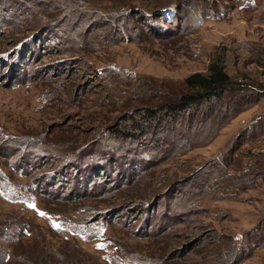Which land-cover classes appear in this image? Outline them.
Returning <instances> with one entry per match:
<instances>
[{
    "label": "rangeland",
    "instance_id": "rangeland-1",
    "mask_svg": "<svg viewBox=\"0 0 264 264\" xmlns=\"http://www.w3.org/2000/svg\"><path fill=\"white\" fill-rule=\"evenodd\" d=\"M38 1L0 0L3 264L15 255L24 261L41 258L48 246L59 256L83 253L86 263L226 264L229 258L219 253L264 212V176L252 186L236 187L223 173L257 164L264 134L248 133L234 163L216 165L226 162L228 144L260 114L264 99L232 118L210 142L176 151L158 164L155 156L133 178L128 162L110 170L88 161L101 151L100 143L102 148L106 143L105 156L121 153L130 137L110 129L128 115L139 116L143 104L179 94L184 76L206 71L220 45L227 48L228 71L264 89V0H207L226 10L197 23L204 10L199 0L184 12L180 26L172 9L166 10L174 27L168 38H157L161 29L142 22L145 14L137 11L138 5L161 0H73L92 14L66 18L67 2L52 8L47 0ZM122 12L132 17L113 19L119 31L138 39L112 42L116 32L103 21ZM146 88L150 98L143 100ZM155 90L164 94L152 96ZM165 126L163 121L159 134ZM152 135L147 130L143 142ZM170 138L180 139L175 133ZM76 170L81 176L75 179ZM98 172L103 174L93 183ZM238 264H264V249Z\"/></svg>",
    "mask_w": 264,
    "mask_h": 264
},
{
    "label": "trees",
    "instance_id": "trees-1",
    "mask_svg": "<svg viewBox=\"0 0 264 264\" xmlns=\"http://www.w3.org/2000/svg\"><path fill=\"white\" fill-rule=\"evenodd\" d=\"M70 1L47 0L46 2H49L50 4H47L45 6H52L53 8L54 5L56 7L59 3L67 2V4H70V6L63 11L65 12L62 13L63 17L64 15L67 16L73 13H76L77 16H81L84 13H86L84 15L92 14L90 12H86L83 8L84 6H80L78 2L74 3L73 1L69 3ZM197 1L199 0H161L156 2L151 1L148 2L151 3L149 7L138 5L137 11L145 14V16L143 15L144 17L142 16V19H140L142 22H144L145 24L147 23L149 26L151 25L154 29H161L158 33H156L157 38H168V36L174 33V27L172 26L173 21H170L167 14H165L166 10L172 9L173 16L176 17L177 22L179 21L178 23H176V25L180 26L181 21L184 17V12L186 14L189 11V8L196 6ZM201 1H203L204 3V10L201 11L199 16L197 17V23H200L201 19L204 16H217L220 13L225 12L226 10V7L223 9H218L213 6L207 5L205 3L207 0ZM43 2H45V0ZM39 4L41 3L39 2ZM114 9L120 10L119 8ZM94 15L99 16L100 14L97 13ZM66 16L64 18H66ZM126 16H130L129 18L132 17V15H126V13L122 12L109 15V18L107 17V21H103L106 26L116 32V34H114L112 37H109L110 39L108 40L117 42L126 38L130 40L135 38L130 35H123L122 32L119 31V22L118 24H116L113 20L115 18H124L125 20L127 18ZM111 21H113V23H111ZM136 34L141 35L142 31H137ZM43 38L44 36H41V39ZM226 50V46L220 45V47L217 49V52L210 60L206 71H192L184 76V88L179 94H171L167 97L168 99L163 101H155L152 103L143 104L139 109V116L128 115L125 118L124 124L121 123L119 125H115L113 129H110L112 132H114L113 134H118L119 136H129L131 141L128 142V144L130 145H125L123 147L124 150L121 153H117L116 149L114 151L115 156H105L104 152H106V150L104 151V148H106V141H104L103 139L102 142L105 143L103 144L104 148H102V143H100V147L98 148V150L101 151H93V159L90 158L89 161L87 159L89 164H92L91 162H95L98 163L97 166L106 165V167L111 170L112 168H116V166L119 167L121 165V162H128L132 167L130 170V175L131 178H133L135 177L134 175L136 170L141 169L142 165H146L155 156L157 157V159L155 158V164H158L162 161H165L176 151L184 152L192 145H203L210 142L214 137L217 136L219 130L228 122H230L232 118L236 117L246 108L257 104L262 99H264V89L262 87L249 80H246V82H240L228 71ZM152 86L153 85L148 86V88H151ZM154 89L155 88H151V92H153ZM148 91L149 89H143L141 91L140 98L143 100H145V98H150V95L147 96ZM155 92L157 93L153 94L152 96L156 97L164 94L159 90H155ZM194 118H197L198 120L195 124H193ZM163 121L166 122V126L164 128L165 133L159 134V126L163 123ZM131 126L134 129L131 128ZM147 130L153 131V135L145 143L143 142L142 137ZM174 133L178 134L180 139L175 141L171 140L170 135H174ZM248 133L253 134L251 138L257 135L264 134V107L259 115H257L254 119H251L249 121V124L243 126L242 130L236 133L234 139L230 142V144H228L225 153L223 152V159L226 162H224L222 166L221 164L217 163V167L222 168L225 167L227 163H234L233 156L238 151L243 139L245 138V136H247ZM108 146H110V144H108ZM147 146H149L151 149H155L156 152L146 150L145 147ZM130 152H132V154H129ZM102 153H104V155ZM124 153H127V155H131V158H123ZM73 154L74 152L70 153L67 161L69 159H73ZM256 155L261 158V160L257 164H263L262 167H259L257 166V164L253 163L248 165V167L245 169H239V172L237 173L226 171L225 173H223V176L228 177L229 181L236 187H242L245 184L252 186L258 178L264 176V154L257 153ZM88 162L80 163H85L87 166ZM138 166L139 168H137ZM60 168L61 167H59V169H56H63V167L62 169ZM77 170L74 171L76 173V176H74L75 179L81 176V174H78ZM73 173H70L71 176L69 175V178L73 177ZM118 173H121L120 169ZM101 174L103 173L98 172L93 174V183L101 178ZM103 177L106 178V176ZM247 181L249 184L247 183ZM206 182L210 181H203V183ZM218 185L219 183H217V185H214V187ZM263 246L264 212L259 217L257 223L254 226L244 230L241 233V236L238 239L233 240V243L225 249V252L219 253V255L221 254L224 256V258H229V261L226 262V264H238L251 257ZM54 248L48 246V248H45V250L43 251V256H41V258L33 256L28 261H24L17 255H15L14 257L12 256V261L10 260V264H99L97 261H95L94 263H86L87 258L83 253L79 254L75 252L66 253L63 256L56 255L53 252ZM124 256L129 260H132L128 257L127 254H125ZM68 257H71V259H69ZM6 258V253H4V251H0V264H3ZM111 263L118 264V261H113L111 259ZM141 263L155 264L156 262L146 261Z\"/></svg>",
    "mask_w": 264,
    "mask_h": 264
},
{
    "label": "crops",
    "instance_id": "crops-1",
    "mask_svg": "<svg viewBox=\"0 0 264 264\" xmlns=\"http://www.w3.org/2000/svg\"><path fill=\"white\" fill-rule=\"evenodd\" d=\"M241 2L240 3H242L243 2V0H240ZM231 123V122H230ZM262 249H264V246L262 247V248H260L258 251H256L252 256H254L255 254H257V252H259L260 250H262Z\"/></svg>",
    "mask_w": 264,
    "mask_h": 264
},
{
    "label": "built area",
    "instance_id": "built-area-1",
    "mask_svg": "<svg viewBox=\"0 0 264 264\" xmlns=\"http://www.w3.org/2000/svg\"><path fill=\"white\" fill-rule=\"evenodd\" d=\"M239 81H242V82H244L242 79H239Z\"/></svg>",
    "mask_w": 264,
    "mask_h": 264
},
{
    "label": "snow or ice",
    "instance_id": "snow-or-ice-1",
    "mask_svg": "<svg viewBox=\"0 0 264 264\" xmlns=\"http://www.w3.org/2000/svg\"><path fill=\"white\" fill-rule=\"evenodd\" d=\"M56 227H59V225H56Z\"/></svg>",
    "mask_w": 264,
    "mask_h": 264
}]
</instances>
